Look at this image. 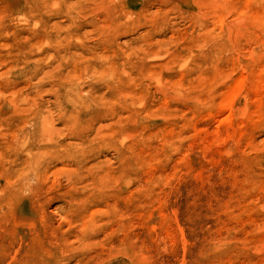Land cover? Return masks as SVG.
<instances>
[{"label":"rangeland","instance_id":"1","mask_svg":"<svg viewBox=\"0 0 264 264\" xmlns=\"http://www.w3.org/2000/svg\"><path fill=\"white\" fill-rule=\"evenodd\" d=\"M0 264H264V0H0Z\"/></svg>","mask_w":264,"mask_h":264},{"label":"bare ground","instance_id":"2","mask_svg":"<svg viewBox=\"0 0 264 264\" xmlns=\"http://www.w3.org/2000/svg\"><path fill=\"white\" fill-rule=\"evenodd\" d=\"M235 114L237 113V109L235 110ZM69 144H64L66 147H71L73 142H68ZM28 153L29 155H25V157L23 158V164L17 168V178L19 180L18 183L12 185L11 187V193L12 194H23L24 193V188L26 190H28V196L27 198L30 199L31 201V213L34 214V216H30V217H23L27 222L34 220V218H38L41 221L46 222V216L42 210V208H38L36 206V200L39 199V197H41L44 194V187H43V183H42V179L46 176L45 174L47 173V171L52 167V165H55L57 161H52L51 164L49 165H43L42 162H40V160L35 157V154L33 153L34 148H29L28 149ZM43 151H39L38 148V155H41ZM64 153V152H63ZM58 161H61V159H58ZM35 179L37 181L36 184H32L30 183L31 179ZM11 186V185H10ZM22 198V197H21ZM68 205L66 207H64V211H62V213H64V215L66 214V212H70L73 210H77L76 208H78V205L80 204L79 198L78 196H72L70 197L69 200H66ZM27 206H24L25 209ZM17 210V209H15ZM66 211V212H65ZM15 212V211H14ZM18 212V211H17ZM76 216L79 217V214L76 213ZM84 218V217H83ZM69 221H79V218H69ZM82 220V218H81ZM88 236L87 237H83L84 241H86L89 237L90 240H92L94 237H97V233H94L91 229H89L87 231Z\"/></svg>","mask_w":264,"mask_h":264}]
</instances>
